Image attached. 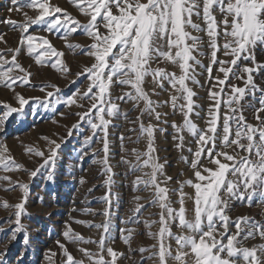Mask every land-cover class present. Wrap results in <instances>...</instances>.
<instances>
[{"label":"snow or ice","instance_id":"1","mask_svg":"<svg viewBox=\"0 0 264 264\" xmlns=\"http://www.w3.org/2000/svg\"><path fill=\"white\" fill-rule=\"evenodd\" d=\"M72 3L86 17V22L52 4L51 0H10L8 11L21 13L23 20L5 17L0 21L20 33L18 46L6 49L12 54L11 60L0 54V84L13 91L20 105L19 108L6 103L0 105V131L14 113L19 114L29 103V99L16 93L13 87L29 84L32 75L17 60L22 50L32 56L38 49H44L35 58L37 65L51 61L53 69L70 71L60 59L64 53L58 51L47 36L39 35L40 31L60 34L68 48L81 49L91 60L90 65L74 74L77 78L86 76L82 92L77 89L75 94L62 99L59 95L62 90L58 86H41L42 91L48 87L54 89L47 91L46 97L54 98L56 104L69 108L75 105L82 109L74 113L78 120L72 129L78 130L82 123H86L91 134L84 137L78 161L89 155L86 149L91 148L97 134H100L102 143L103 156L94 158L93 163L102 165L105 177L103 185L107 191L100 198L106 205L100 213L105 219L100 224L76 221L102 229L100 239H85L70 225L65 226L63 237L73 244L97 245L98 251L78 249L89 264H117L121 257L132 259L134 252H138L141 259L134 260L133 264H144L145 261L151 264H264V211L261 219L250 215L233 218L230 215L233 201H240L248 207L256 201L264 206V86L258 84L253 75L264 71V62L256 58L258 50L264 52V0H72ZM24 9L32 10L35 15H29ZM33 28L36 31H30ZM78 30L89 38L87 46L68 42ZM37 40L40 41L38 47L34 43ZM0 41H4L3 35H0ZM205 56L209 58L207 65L200 59ZM53 57H56L54 61ZM168 66H174L178 71H170ZM201 75H205L206 83L210 82L206 99L211 103L206 109L197 103L199 97L193 87H204L199 79ZM149 81L150 89L146 87ZM163 92L168 93V99L152 98ZM35 99L40 100L39 97ZM121 101L125 104L131 102L129 111H138L134 119L129 111L121 109ZM245 105L252 109L256 123L247 120ZM43 106L47 108L48 104ZM163 106H170L174 113L182 116L181 124L175 121L170 124L175 148L183 152L185 133L190 134L196 144L195 150L187 147V152L192 155L191 161L181 155L193 178H177V187H169L173 177L167 175V160L160 162L155 146L156 132L167 131L159 125L169 123L165 119L168 113L159 110ZM201 111L205 112L201 117L206 124L203 128L192 119L193 116L200 117ZM114 118H123L133 125L128 129L130 132H136L138 127L139 135L134 143L141 139L147 142L145 151L131 150L134 161L121 157V163L128 166L130 173H140L131 182L134 190L139 191L143 186V190L151 193L147 206L159 210L153 213L157 219L141 221L142 210H147L141 203L144 198L133 197V215L128 218V223H143L146 235L154 243L132 248L136 230L125 228L122 241L128 246V254L106 245L115 175L109 163L108 137ZM67 134L71 136L72 130ZM60 139L61 143L66 142L63 137ZM125 139L132 138L120 135L122 150ZM45 140L47 155L41 150L28 149L43 158V163L35 170H24L32 178L43 169L46 179L54 182L61 143L48 137ZM92 154L95 157V149ZM0 167L10 172L14 168H23V165L16 163L6 145H0ZM0 180L11 181V178L5 175L0 176ZM79 182L83 184L85 180L81 178ZM11 183L23 195L21 201L12 206L16 227L11 231L10 239L14 241L18 233L24 232V243L27 244V230L21 217L25 213L30 186L19 181ZM185 187H191L193 192H185ZM186 201L193 203L190 217ZM4 207L9 205L5 203ZM82 211L91 210L85 208ZM153 226H158L156 231H152ZM257 239L261 242L244 245L245 241ZM56 243L66 257L64 264H85L84 259H76L60 240ZM5 255L6 252H0V264H6ZM54 255L48 257L49 264H53Z\"/></svg>","mask_w":264,"mask_h":264},{"label":"rangeland","instance_id":"2","mask_svg":"<svg viewBox=\"0 0 264 264\" xmlns=\"http://www.w3.org/2000/svg\"><path fill=\"white\" fill-rule=\"evenodd\" d=\"M51 3L66 9L68 13L76 16L81 22H86V17L79 12V9L72 3V0H51ZM9 7L10 0H0V21L5 17L17 21L23 20L21 13H10L8 11ZM24 11H28L29 15H35L32 10L24 9ZM30 31H36V29L33 28ZM38 34L47 36L53 46L58 51L64 53V56L60 59L68 66L70 71L63 72L58 69H53L51 67V61L37 65L35 58L44 49H38L32 56H28L26 50H22L17 56V60L32 75L29 84H17L13 87L16 93L22 94L26 99H29V103L23 106L19 114L14 113L6 122L3 130L0 131V145H6L10 150V155L14 157L16 163L23 165V168H14L13 171L5 172L0 167V176L6 175L11 178V181L28 183L30 186L25 203V213L21 217V222L27 230L28 243H24V232L18 233L17 239L14 241L10 239V233L16 227L14 224V208L12 206L21 201L23 194L11 181L0 180V229H2L0 231V252H6V255L3 257L6 264H49L48 257L52 253H55L52 257L53 264H64L66 257L63 256L62 250L56 243L57 240H60L76 259H84L85 264H89L88 260L78 249L87 248L91 251H98L97 245L94 243H70L63 237L62 232L65 230L66 225H70L76 233H79L85 239H100L102 229L88 227L86 224L76 222L91 221L93 224H100L105 219L100 214L106 207L100 199L107 191L103 185L105 177L102 175V165L93 163L94 158L99 159L103 156L100 134H97L93 138L94 143L91 145V148L86 149L89 155L82 161H78L77 157L80 149L84 147V137L85 135L91 134L86 123H82V126L78 130L72 129V125L78 120V117L74 113L82 111V109L75 105L69 108L63 104H56L54 98L46 97V92L54 91V89L48 87L42 91L41 86L45 84L58 86L62 90L59 93L62 99L75 94L77 89H80L82 92L84 90L86 76L81 75L77 78L74 74L82 71L85 66L90 65L91 60L83 54L81 49L68 48L60 34H48L42 31ZM0 35L4 36V41H0V54H3L7 59L11 60L12 54L8 53L6 49L16 48L18 46L20 33L12 26L0 23ZM68 42L87 46L90 40L78 30L77 33L72 34L68 38ZM34 43L38 47L40 41L37 40ZM256 58L257 61L264 62V52L258 50ZM52 59L54 61L56 57ZM200 59L205 65L209 62L207 56L200 57ZM168 69L170 71H178L174 66H168ZM18 71L16 70L17 73ZM215 73L216 69L214 67L213 75ZM205 75L199 77L204 87L193 86L199 97L197 103L204 109L211 103L206 99L207 88L210 86V82L206 83ZM253 75L256 82L264 86V71L258 74L253 73ZM73 80L76 82L72 83ZM236 83L241 87L243 86L241 81H237ZM146 87L148 89L151 88L150 81L146 84ZM37 97L40 100H36L35 98ZM152 98L163 101L168 99V93L163 92L160 95H154ZM248 99L252 98L249 97ZM253 102L255 103V101ZM5 103L13 107H20L13 91L0 84V105ZM119 103L123 111H129L132 108L131 102L125 104L121 101ZM44 104H48V107L45 108L43 106ZM245 107L247 120L256 123L253 119L252 109L247 108V105ZM159 110L163 113H168L165 119L169 123L159 125V127H163L167 131L156 132L155 146L157 155L161 158V163L165 159L167 160L165 171L167 175L173 177V181L170 182L169 187H177L175 183L177 178L180 180L193 178L189 165L181 160V155L188 157V160L191 161L192 155L187 152V147H192L195 150L196 144L194 138L190 134L185 133V149L183 152L178 151L174 146L175 142L172 140L173 129L170 124L172 121L181 124L182 116L178 112L174 113L170 106H163ZM221 110L222 112L225 110L223 104L221 105ZM61 112L65 113V115L61 116ZM129 115L134 119L138 115V111H129ZM204 115L205 112L201 111L200 117H192L201 128L206 126L205 121L201 119ZM144 119L145 123H147V117ZM152 122L157 123L156 121ZM131 127L133 125L125 122L123 118H114L112 125L109 127L108 137L110 144L109 163L115 175L113 176L114 183L112 185L110 231L107 234L106 245H110L118 252L125 254L129 252L128 246L122 241V230L125 228H134L136 230L131 244L132 248L135 249L139 246L146 247L154 243L146 235L143 223H128V218L133 215L131 211L134 207L132 203L133 197L139 195L144 198L141 203L145 204L147 210H142L139 217L141 221L144 219H157L158 217L153 215V213L159 211L157 208L147 206V200L151 195L149 191L143 190V186H141L139 191L134 190L131 182L135 179V175H140V173H130L128 166L121 163V157H126L128 160L134 161L135 158L131 154L132 149H138L140 151L146 150L147 142L145 139H141L139 143L133 142L139 135V129L137 127L136 132H130L128 129ZM69 130H72L71 136L67 134ZM121 134L125 137L132 138L131 140H124V150L121 149ZM45 137L55 139L58 143H61V137L66 141L61 143V148L58 150L54 170V182L46 179V173L43 169H41L36 177L32 178H30L28 171L24 170H35L39 164L43 163V158L36 156L35 151L29 152L28 149L41 150L47 155L48 145ZM93 149L96 150L95 157L92 154ZM204 162L206 163V161ZM148 170L145 169V171ZM81 178L85 180V183L81 184L79 182ZM184 190L189 194L193 192L191 187H185ZM40 198H42V201ZM5 203L9 205L8 208L4 207ZM186 207L189 210L188 215L190 217L193 203L186 201ZM85 208L91 211H82ZM232 208L233 211L230 215L233 218L250 215L256 219H261V213L264 211V206L259 205L256 201L253 202L251 207L246 206L240 201H233ZM10 220L13 222L10 223ZM157 227L153 226L152 231H156ZM173 231H176L175 226H173ZM260 242L259 239L255 241L250 240L245 241L244 245L251 246ZM144 255L146 256L147 253ZM131 256L132 259L125 257L119 258L117 264H133L134 260L140 261L141 259L138 252L132 253ZM107 258L110 259V257ZM144 264H151V262L145 261Z\"/></svg>","mask_w":264,"mask_h":264}]
</instances>
